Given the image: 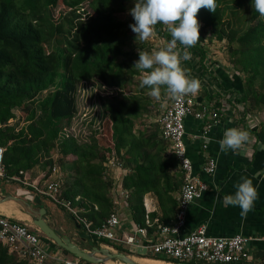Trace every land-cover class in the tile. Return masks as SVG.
Returning <instances> with one entry per match:
<instances>
[{
    "label": "trees",
    "instance_id": "16d2710c",
    "mask_svg": "<svg viewBox=\"0 0 264 264\" xmlns=\"http://www.w3.org/2000/svg\"><path fill=\"white\" fill-rule=\"evenodd\" d=\"M83 1H87L90 12L81 9ZM227 1L215 0V12L203 7L198 11L200 40L187 50L191 49L197 55L204 71V30L218 41L225 40L229 64L244 73L245 78L242 82L236 75L233 81H227L224 76L221 88L236 93L244 104V111L260 110L264 105V91L254 87V83L260 76L264 86V34L259 32L264 29V18L254 10L252 0H234L239 9L249 11V18L247 25L242 27L240 20L243 17L236 12L231 24L223 18L222 5ZM57 2L67 10L54 22L48 16V9ZM134 2L0 0V146L4 167L1 189L8 177L32 168L42 159V166L50 167L44 174H49L55 166L49 158V151L54 146L60 153V162L70 156L68 163L73 165L69 182L67 179L62 182L64 188H61L59 198L68 200L77 210L76 214L94 227L117 209L109 192L110 179L107 177V181L102 177L106 159L113 156L127 170L120 178L121 187L127 193L126 205L119 209L128 219L127 224L145 227V215L155 216L153 212L145 213L142 196L146 192L156 197L161 212L158 219L169 222L175 211L181 174L176 159L160 136L157 121L135 129L143 118L150 117L147 107L151 100L147 94L149 89L139 85L141 73L133 67L139 58V50L148 52V43H137L129 27L130 18L118 16L129 12ZM155 32L162 38L171 39L159 23ZM91 79H98L102 85L118 91L112 96H99L101 122L92 143L79 144L72 137L56 143L58 133L68 125L75 111V83ZM131 86L133 90L124 94L123 91ZM43 90L46 93L37 97ZM22 107L26 113L25 125L15 129L7 121L13 118L14 108ZM253 138L256 144L264 147V120L253 130ZM55 205L66 211L61 204ZM68 215L73 227L79 226L82 230V223L70 212ZM40 237L49 248L68 254L43 235ZM111 247L122 251L119 246ZM149 257L155 261L159 259ZM0 264L28 262L16 257L0 242Z\"/></svg>",
    "mask_w": 264,
    "mask_h": 264
},
{
    "label": "crops",
    "instance_id": "0c3cea01",
    "mask_svg": "<svg viewBox=\"0 0 264 264\" xmlns=\"http://www.w3.org/2000/svg\"><path fill=\"white\" fill-rule=\"evenodd\" d=\"M177 50L180 51L181 55L186 50L191 56L190 60L181 61L182 68L185 69L190 78L197 79L201 77L199 81L201 82V80H204V83L201 82L202 90L198 95L192 96L194 102L200 105H217L221 112L220 120L211 126V130L208 128L207 131L205 130L204 132L202 128L203 122L201 120H197L190 115L183 119L186 154L191 161L193 174L197 175L205 184L206 190L188 206L182 232H188L197 225L204 224L206 233L212 236H226L236 233L249 236L252 238L247 243L249 257L242 264L264 263V147L256 144L253 138V130L257 128L259 122H261L258 118V112L260 111L256 112L255 109L244 111V104L242 101H239V97L232 91H229V89L221 88V78L225 76L227 81H233L234 76L239 75L237 72H233V68L219 62L216 63L212 60L211 62L208 61L205 63V70L203 71L198 63L196 54L191 49L187 50L177 46ZM203 51L206 59V50L204 47ZM230 69L232 72H230ZM256 118L257 123L254 120ZM232 127L248 131L249 140L242 146L238 154H234L231 150L227 153H222L219 149L218 141L223 137L224 130ZM203 144L205 148H202ZM207 156L215 160V169L211 174H204L201 171L204 157ZM121 168L124 169L122 166ZM124 171L126 172V169L115 170L116 173L113 172L112 175L114 176L112 177H116L120 180V176L125 173ZM24 172V175L8 178V182L3 186L4 188H0V194L15 195L34 205H46L44 199L31 197L29 191L23 188L24 186H21L22 182L19 181L20 179L18 180V177L24 179L29 176L27 171ZM242 176L252 179L253 185L258 192V198L255 201L253 209L248 212L245 217L240 215L239 207H225L222 203L224 195L234 194V185L240 181ZM36 177L37 175H35L32 180ZM217 197H219V199ZM142 204L145 213L153 212L155 214V216L149 217L150 225L145 227V237L139 235L137 232L134 233V225L132 223L127 224L128 221L125 218V227L120 230V233L123 234V237L133 235L134 239L130 243L125 242L116 245L129 251L130 256L134 259L143 257L150 258L149 256H151V254L148 253L145 245H147L149 239H155V224L159 221L162 222L158 219L161 212L153 193H144L142 196ZM13 205L12 202L8 201L0 203V213L10 216L11 212H16V210H12L14 207L16 208V206ZM55 213L60 212H56L53 209L49 211L45 209L46 222L49 224L51 223L49 218L50 220L52 218L55 223L58 221L60 225L52 228L61 232L63 236L73 240L72 234L75 233L72 232L71 235L68 234L70 224L61 218L59 219ZM173 216L169 219L172 220ZM71 222L73 224L72 220ZM78 239L81 241H79L81 244L78 242L73 243L81 246L83 249L88 248V246L86 247L84 245L86 244L85 240L83 241L79 237ZM102 246L112 250L110 248L111 246L109 247L107 244H102ZM49 251V256L44 264H62V260L67 258L63 256L64 254L59 249L53 250V248L50 247ZM139 260L146 261V259ZM157 260L164 261L162 259ZM166 262L169 264H176L173 261ZM80 263L88 264L83 261H80ZM119 264H122V262ZM195 264L197 263L195 262Z\"/></svg>",
    "mask_w": 264,
    "mask_h": 264
},
{
    "label": "built area",
    "instance_id": "2783aa9c",
    "mask_svg": "<svg viewBox=\"0 0 264 264\" xmlns=\"http://www.w3.org/2000/svg\"><path fill=\"white\" fill-rule=\"evenodd\" d=\"M192 116L203 122V132L216 124L221 117V112L217 105L197 104L192 96H186L181 101L168 100L163 110L158 116L160 136L166 141L168 152L173 154L177 162V168L181 174V183L176 196L174 216L167 223L157 222L155 224V239H149L145 245L148 253L159 259L171 260L178 264H189L202 262L204 264H242L249 257L247 243L252 238L239 233L226 236H212L206 233L205 225L199 224L188 232L183 233L182 228L185 221L186 212L190 203L184 201L183 197L188 190L199 193L205 189V184L193 174L191 161L186 154L184 141L183 119ZM205 148V145H202ZM3 148L0 146V177L4 176L2 163ZM106 166L111 169L124 170L113 156L106 159ZM215 160L212 157H204L201 171L204 174L213 173ZM55 167L50 169L49 174L38 175L35 179L27 183L25 179L20 182L32 186V188L45 198L50 199L54 204H61L66 211L70 212L82 223L79 230L89 238H101L111 241L115 245L130 243L133 235L124 236L120 230L125 227L126 216H121L120 211L113 210L99 225L92 227L90 221L79 217L75 208H72L68 200L59 198L62 188V180L55 174ZM20 174L25 172L19 171ZM11 178V177H8ZM13 178H15L13 176ZM112 179L111 188L114 195L118 196L126 205L127 193L121 187V182L116 177ZM121 178V176H120ZM16 180V179H15ZM38 180L42 181V186L37 187ZM113 195V196H114ZM113 203H117L113 200ZM126 218V219H125ZM128 221V219H127ZM145 227L150 225L149 217H144ZM145 227L135 226L134 233L145 237ZM37 231L27 227L23 222L11 216L0 214V242L5 245L9 252L16 257L24 259L28 264H44L49 256L48 249L44 248V243ZM62 264H81L78 258L63 259Z\"/></svg>",
    "mask_w": 264,
    "mask_h": 264
},
{
    "label": "clouds",
    "instance_id": "9594fccd",
    "mask_svg": "<svg viewBox=\"0 0 264 264\" xmlns=\"http://www.w3.org/2000/svg\"><path fill=\"white\" fill-rule=\"evenodd\" d=\"M202 7L215 12L217 5L215 0H135L133 7L129 9L134 20L129 27L135 34L137 43L149 41L158 23L163 25L171 36L170 42L163 47L151 52L139 50V58L133 64L141 73L140 87L148 88V95L156 101L161 100L162 94L169 100L181 101L186 96L198 95L201 90L199 79L190 78L181 66L182 60L191 59L189 52L185 50L181 55L177 44L187 49L195 46L200 40L197 13ZM252 7L264 18V0H252ZM248 140V131L235 127L227 128L218 141L219 149L222 153L231 150L238 154ZM234 188V194L224 195L222 203L225 207H239L240 215L245 217L253 209L258 198L257 189L252 179L245 176L241 177ZM205 190L201 189L199 193L188 190L183 199L190 203L194 196L199 198Z\"/></svg>",
    "mask_w": 264,
    "mask_h": 264
},
{
    "label": "rangeland",
    "instance_id": "374dc122",
    "mask_svg": "<svg viewBox=\"0 0 264 264\" xmlns=\"http://www.w3.org/2000/svg\"><path fill=\"white\" fill-rule=\"evenodd\" d=\"M87 4H88L87 1H83L80 5L81 9H84V10L90 12L89 8L87 7ZM222 8L224 9L223 18L228 19L229 22H231V24H232L233 20H235L236 12H237L238 15L243 17V19L240 20V26L243 27V24L247 25L248 18H249V11L247 12L246 8L245 9H242V8L239 9L238 3L236 1L229 0L225 4L222 5ZM66 10L67 9L63 5H61L60 2H57V4L55 6L48 9V16L50 19H52L55 22V21L59 20L60 15L63 12H65ZM129 13L130 12H127V13H124V14L118 15V16L120 18H123V19L129 17L131 20V22H129V25H130V24L134 23V20ZM235 24L237 25V23H235ZM263 30H259V32L264 34ZM203 34L205 35V37L203 38V42H202V47H204L206 50L205 63L208 61L211 62L213 60L216 63L219 62L221 64H225V66L228 65V67L233 68L229 64V60H228L229 54L227 53V42L225 40L218 41V40L214 39L212 36H209L207 29L204 30ZM170 40L171 39L162 38L156 32H154L153 37L150 38L149 41H147L148 46H149L148 52H151L154 49H158L160 47L165 46L168 42H170ZM181 48H184V47H181ZM197 60H198V57H197ZM230 72H232L231 69H230ZM233 72H237L239 74L240 78H242V82H243V79L245 78V74L242 72H239V70L238 71L235 70L234 68H233ZM140 77H141V74H140ZM197 79H201V77H198ZM201 82L204 83V80H201ZM261 84H262V80L260 79V76H259V77H257V79L254 83V87H256L258 90L264 91V86H262ZM260 85L262 87H260ZM132 88H133L132 86L128 87L126 89V91H123L124 94H127ZM201 90H202V87H201ZM117 92L118 91L115 88L112 89L110 87H106V86L102 85L98 79H91V80H88L86 82H76L75 88H74V94H73L75 111H74L68 125L65 126L63 129H61V131L58 133L57 138L55 139V142L57 143V142H60L61 140L65 139V138L72 137L79 144L80 143H88L89 144L90 142L92 143V140H93L95 134L97 133V131L100 128V122H101L102 111H101V107H100V100H99L100 97L99 96H112V95H115ZM45 93H46V90H43L41 93H39V95H37V97H41ZM221 96H223V95H221ZM149 98L151 100V103L148 104L147 108L149 109V116L150 117L143 118L142 121H140L138 124L135 125V129L142 128V125H144L150 121H154V120L157 121L161 110L163 109V107L166 105V103L169 100L163 94H162V98L160 101H156L155 99L151 98L150 96H149ZM23 110H24L23 107L22 108H14L13 109V114H14L13 118L9 119L7 121V124L14 126L15 129H18V128L24 126L25 125L24 118H25L26 113H24ZM255 111L256 112L260 111V112H258L259 113L258 118L260 119V121H263L264 120V105L261 106L260 110H255ZM254 120L257 123V118ZM49 158L55 165L54 166L55 170H56L55 174L57 175V177H60L62 182L67 179V183H68L70 180V176L73 173V165L68 163L70 156H67L66 159H63L64 161L62 160V162H60V159H58V158H60V153H59L58 149H56V147L53 146V148L49 151ZM42 161H43V159L40 160V162L37 165H34L32 168L26 170L29 174V176L27 177L28 179H26L27 183H30V181L32 180V178L35 175L38 176V175L42 174V172L46 171L47 168H50L49 166H46V165L42 166ZM115 170L117 171V169L113 170V169H111V167H108V166H106V170H105L103 167L104 174L102 175V177L104 178V180H107V177H108L110 179V182H112V179L110 177L114 176V175H112V173L113 172L116 173ZM105 172H107V174H105ZM19 175H24V174H20L19 172H17V174H15V175L13 174L14 177H17ZM13 176H11V177H13ZM18 179L22 180V178H20V177H18ZM21 186H24L23 188H25L26 190L29 191L31 197H38L40 199H44V201H46L45 202L46 205H44V206H45V209L47 211H49L50 209H53L56 212H60V213H55V214L58 216L59 219L61 218L70 224V226H69L70 228H68V231H69L68 234L69 235H71L72 232H74V233L76 232L77 229L75 227H73L74 225L72 224V222L70 220L71 218L69 217L68 212L59 208L55 204L51 203L49 199L41 198V196L38 195V193L32 188V186L24 185L23 183L21 184ZM36 186L41 187L42 181L38 180V183H36ZM63 186H64V184L62 183V187ZM7 189H8V187H7ZM109 192L112 196V199L116 200V202H117V203H115L117 210L119 211V209L124 208L125 204L122 202V200L118 196L114 195V190L112 188H110ZM13 206H15V205H13ZM14 208L12 210H14ZM16 208H15L16 212L11 213L10 216H12L13 218H15L16 220H18L20 222L25 223L27 225V227L37 231L36 227L32 224L30 218L27 215L19 217L18 211L20 212V210L17 206H16ZM120 214H121V216H125L122 211H120ZM5 216H7V215H5ZM45 216H46V214H45ZM49 221L51 223L50 224L48 222L47 223L53 228L58 227L60 225L58 221H57V223H55V221H53L52 218H51V220L49 218ZM37 232L39 234H41L39 231H37ZM72 239H73V240H71L72 242H75V243L81 242L78 239V236L76 234H72ZM96 240H97V246L105 247V246H102L103 243H106L107 245L115 246L109 240H105V239H101V238H96ZM98 240L103 242V243L101 244V242H98ZM42 245L44 248L48 249V247L45 246L47 244L42 243ZM84 245L86 247L88 246V248H86V249H89V245L87 243ZM110 248L112 250L108 249L109 251L121 252V253L126 254L129 257H131L129 254L130 252L126 251L121 246H119V248L122 251H118L112 247H110ZM63 256L70 258V259L75 258L73 255H71L69 253L64 254ZM139 259H142V258H139ZM139 259H134V260L139 262V263L142 262V264H169L165 260L164 261H160V260L155 261V260H151V259H146V261H145V260H139ZM258 261H254V262H258ZM84 262H86V261H84ZM87 263L91 264L89 262H87ZM119 263H121V262H119ZM196 263L201 264L202 262H196ZM108 264H109V262H108Z\"/></svg>",
    "mask_w": 264,
    "mask_h": 264
},
{
    "label": "water",
    "instance_id": "95a60500",
    "mask_svg": "<svg viewBox=\"0 0 264 264\" xmlns=\"http://www.w3.org/2000/svg\"><path fill=\"white\" fill-rule=\"evenodd\" d=\"M6 201L12 202L19 208L21 213L26 214L30 218L32 224L36 227L37 231H39L43 237L49 239L55 245L66 250L75 258L81 259L91 264H106V261H118L127 264H141L126 254L116 251H109L106 247L97 246V241L95 239L89 238L88 235L79 231V226L75 227L77 229L75 234L80 237L81 240H85V242L89 245V249L85 250L81 246L74 244L68 237L63 236L61 232L49 226L45 220V208L43 206L34 205L15 195L0 194V203Z\"/></svg>",
    "mask_w": 264,
    "mask_h": 264
},
{
    "label": "bare ground",
    "instance_id": "6f19581e",
    "mask_svg": "<svg viewBox=\"0 0 264 264\" xmlns=\"http://www.w3.org/2000/svg\"><path fill=\"white\" fill-rule=\"evenodd\" d=\"M4 204V203H3ZM15 210V209H14ZM12 213V212H11ZM15 213V212H14ZM18 215H19V217L20 216H26V214H24V213H21V212H19L18 211ZM9 216V215H8ZM108 262H109V264H117L118 262L117 261H106V264H108ZM119 264V263H118ZM123 264H127V263H123Z\"/></svg>",
    "mask_w": 264,
    "mask_h": 264
}]
</instances>
